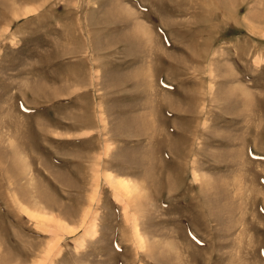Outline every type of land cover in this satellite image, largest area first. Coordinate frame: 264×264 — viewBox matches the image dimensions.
<instances>
[{
	"label": "rangeland",
	"instance_id": "obj_1",
	"mask_svg": "<svg viewBox=\"0 0 264 264\" xmlns=\"http://www.w3.org/2000/svg\"><path fill=\"white\" fill-rule=\"evenodd\" d=\"M0 264H264V0H0Z\"/></svg>",
	"mask_w": 264,
	"mask_h": 264
}]
</instances>
